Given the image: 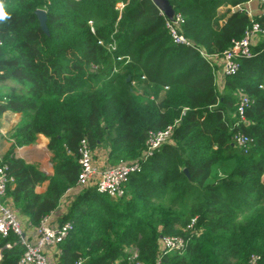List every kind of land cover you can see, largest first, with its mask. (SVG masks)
Segmentation results:
<instances>
[{"label":"trees","instance_id":"1","mask_svg":"<svg viewBox=\"0 0 264 264\" xmlns=\"http://www.w3.org/2000/svg\"><path fill=\"white\" fill-rule=\"evenodd\" d=\"M168 1L184 19L181 33L206 57L173 43L151 0H3L10 18L0 22V83L15 86L0 97V116L21 114L3 159L14 179L6 196L29 226L76 186L82 138L92 149L107 148L115 165L138 157L148 132L179 120L171 143L130 177L122 198L81 190L64 216L73 228L58 245L60 264H131L134 251L137 261L156 264L160 237L183 235L194 217L201 234L160 264H248L252 254L264 264V43L251 47L253 56L240 61L222 92L207 59L253 23L264 28V15L228 8L249 0ZM43 8L47 33L35 14ZM97 19L103 24L92 33L88 22ZM118 77L127 82L128 100L114 90ZM238 90L254 102L248 124L236 126ZM236 132L254 139L247 152L233 143ZM39 135L48 140L52 174L13 154ZM168 185L175 193L169 207L151 208V190ZM23 251L12 234L0 236V264H17Z\"/></svg>","mask_w":264,"mask_h":264},{"label":"built area","instance_id":"2","mask_svg":"<svg viewBox=\"0 0 264 264\" xmlns=\"http://www.w3.org/2000/svg\"><path fill=\"white\" fill-rule=\"evenodd\" d=\"M264 15V0H256ZM123 4L117 5L120 11ZM238 7V6H237ZM46 12V9H39ZM160 11V10H159ZM160 15L165 20V28L174 44L196 48L201 56L206 55L195 44L185 37L182 33V25L184 19L181 15L174 13L169 19L162 11ZM90 31L94 33V28L90 26ZM255 35L264 36V28L259 24L253 23L247 29L241 40L236 41L232 46L226 49L219 56L221 58L222 73L224 77L235 76L241 68L240 61L249 59L253 56L251 51L252 38ZM102 44V42H98ZM2 42L0 41V46ZM109 48L114 50L113 45ZM167 89V87H166ZM253 101L249 96L240 94L236 106V126L239 124H248L245 118V112L251 107ZM184 114V112H182ZM179 123L176 120L172 125L159 131L148 132L147 139L144 144L142 153L132 160H121L115 165L103 164L99 165L95 162L94 152L90 143L86 138H82L79 142L77 154L79 173L76 181L77 188L94 189L97 193L105 195L111 199L122 198L125 194V187L131 176L142 172L144 165L149 161L161 146L171 143L174 128ZM233 143L243 152H247L254 144V139L247 135L236 132L233 137ZM14 179L8 174L6 164H0V236L5 238L12 234L17 238L18 244L23 247L24 251L17 264H52L48 258L47 251L61 244L71 232L73 225L71 222H64L60 225H51L47 216L42 218L38 226L35 228L33 236H27L23 230L17 214L4 202L7 190L13 184ZM197 217H194L183 229V235L162 236L159 240V247L156 256V264H160L164 256L170 253H183L190 240L201 234V229L196 227ZM11 245H7L10 247ZM1 257V256H0ZM136 251L132 252L130 258L131 264H143L137 261ZM260 256L252 254L249 257L248 264H258ZM83 260H79L76 264H82Z\"/></svg>","mask_w":264,"mask_h":264},{"label":"crops","instance_id":"3","mask_svg":"<svg viewBox=\"0 0 264 264\" xmlns=\"http://www.w3.org/2000/svg\"><path fill=\"white\" fill-rule=\"evenodd\" d=\"M228 8L231 10V12L238 9H243L249 17L262 15L261 8L256 0H249L248 2L238 7H228ZM228 8H220L218 10L219 14H222ZM220 23L223 24L224 20L220 21ZM252 39L253 40L251 47L264 43V36L255 35ZM207 59L209 60L210 64L216 68L215 84L217 89L220 92H222L227 77H224L222 73L221 58L217 55H212V56H208ZM7 83H9V81L0 83V89L6 90L5 87ZM10 83L11 85L10 84L7 85V87L9 86V88L13 86V83L12 82ZM259 88L264 89V85H260ZM3 93L5 94V91H3ZM242 93L243 92L241 90L237 91L236 94L238 95V98L239 95ZM1 96L3 95H1L0 93V97ZM20 120H21V114L19 113L5 112L3 115L0 116V164L3 163V159L5 155L8 154L14 146V140L12 138V134L16 126H18ZM47 144H48V140L44 136L39 135L34 144L24 147H16L13 150V154L15 155L16 158H21L28 163L36 164L38 168L42 171L44 170L46 174H52V166L50 164V154L47 149ZM93 152H94V159L97 164L99 165L109 164L107 162L108 152H109L107 148L98 147L96 149H93ZM45 156L47 157V159H45ZM37 190L41 192L44 190V187H38ZM81 190H82L81 188L73 187L66 191V193L61 198L56 209H54L48 215H46L51 225H60L63 222H65L64 216L67 214L71 203L79 195ZM4 202L17 214L26 235L30 237L33 236L36 227L29 226L28 219L25 216L19 215V213L15 210L13 206V201L11 198L5 196ZM59 254H60V249L58 246L47 251L48 258L52 264H60Z\"/></svg>","mask_w":264,"mask_h":264},{"label":"rangeland","instance_id":"4","mask_svg":"<svg viewBox=\"0 0 264 264\" xmlns=\"http://www.w3.org/2000/svg\"><path fill=\"white\" fill-rule=\"evenodd\" d=\"M119 10V16H118V20L119 18L121 17V14H120V9ZM96 18V16H94ZM103 21L104 20H93V21H89L88 22V25L89 26H92L94 28V24H103ZM12 81H9V83H7V85H11ZM13 83V82H12ZM5 87L6 90H1L0 89V93L1 95H4L3 91H5V94H7L9 92V86ZM13 86H15V84L13 83ZM12 86V87H13ZM114 90L116 92V94L121 97L122 99L124 100H128L129 97H128V92H129V87L127 86V82L125 81V79H123L122 77H118L117 81L114 83ZM166 89V87H165ZM139 92L141 93V90H139ZM3 93V94H2ZM45 159H47V157L45 156ZM261 181L264 182V174L262 175L261 177ZM171 186L173 185H168V187L165 189V190H162L160 188L158 189H152L151 190V193H156V197L152 198L149 200V205L151 208H155L156 206H164V207H169L170 203H171V200L172 198L175 196V193H172L171 192ZM171 189V190H169ZM167 190V192H166ZM165 195V198L161 201H159V198H157L158 196H164ZM242 225H246L247 222L244 221V219H240L239 221Z\"/></svg>","mask_w":264,"mask_h":264},{"label":"water","instance_id":"5","mask_svg":"<svg viewBox=\"0 0 264 264\" xmlns=\"http://www.w3.org/2000/svg\"><path fill=\"white\" fill-rule=\"evenodd\" d=\"M154 5L160 10L162 11L169 19H171L174 15V10L172 8V6L170 5L168 0H151ZM39 25L41 27V29L47 33L48 29L46 26V12L42 11V10H37L35 12ZM44 171V170H43ZM45 172V171H44ZM186 172V170H185Z\"/></svg>","mask_w":264,"mask_h":264},{"label":"clouds","instance_id":"6","mask_svg":"<svg viewBox=\"0 0 264 264\" xmlns=\"http://www.w3.org/2000/svg\"><path fill=\"white\" fill-rule=\"evenodd\" d=\"M10 18L8 12L5 11L3 0H0V22L6 21Z\"/></svg>","mask_w":264,"mask_h":264},{"label":"bare ground","instance_id":"7","mask_svg":"<svg viewBox=\"0 0 264 264\" xmlns=\"http://www.w3.org/2000/svg\"><path fill=\"white\" fill-rule=\"evenodd\" d=\"M253 47V46H252Z\"/></svg>","mask_w":264,"mask_h":264}]
</instances>
